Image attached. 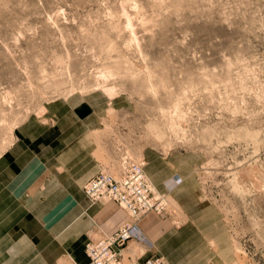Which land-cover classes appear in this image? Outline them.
<instances>
[{"label": "rangeland", "instance_id": "374dc122", "mask_svg": "<svg viewBox=\"0 0 264 264\" xmlns=\"http://www.w3.org/2000/svg\"><path fill=\"white\" fill-rule=\"evenodd\" d=\"M57 103L191 226L170 264H264V0H0V158Z\"/></svg>", "mask_w": 264, "mask_h": 264}, {"label": "crops", "instance_id": "0c3cea01", "mask_svg": "<svg viewBox=\"0 0 264 264\" xmlns=\"http://www.w3.org/2000/svg\"><path fill=\"white\" fill-rule=\"evenodd\" d=\"M81 105L57 103L51 109L56 127L31 122L0 158V264H84L91 233L112 236L134 222L146 244L131 240L123 263L145 264L155 255L171 258L179 237L191 230L155 211L135 221L116 203L92 202L84 194L109 154L99 113ZM181 181L173 175L158 185L176 191Z\"/></svg>", "mask_w": 264, "mask_h": 264}, {"label": "built area", "instance_id": "2783aa9c", "mask_svg": "<svg viewBox=\"0 0 264 264\" xmlns=\"http://www.w3.org/2000/svg\"><path fill=\"white\" fill-rule=\"evenodd\" d=\"M119 167L116 173L101 172L91 179L83 187L85 195L92 202L110 201L126 207L136 220L150 211L164 210L160 198L155 196L147 182L144 163L121 157ZM134 239L143 243L147 240L141 234L137 222L126 224L111 237L91 236L85 245L87 264H122V252ZM145 264L168 262L163 256L155 255L147 258Z\"/></svg>", "mask_w": 264, "mask_h": 264}, {"label": "bare ground", "instance_id": "6f19581e", "mask_svg": "<svg viewBox=\"0 0 264 264\" xmlns=\"http://www.w3.org/2000/svg\"><path fill=\"white\" fill-rule=\"evenodd\" d=\"M123 158H125V157H123ZM128 158H129V157H128ZM141 163H142V162H141ZM101 172H105V171H101ZM101 172H100V173H101ZM144 172H145V170H144ZM106 173H108V172H106ZM98 174H99V173H98ZM98 174H97V175H98ZM97 175H96V176H97ZM145 176H146V179H147V182H148L149 186L151 187V189H153V191H154V193H155V196H156V197L158 196L157 198L161 197L159 194H157L156 188H154L152 182L150 181V179L148 178V176L146 175V173H145ZM84 194H85V193H84ZM106 202H110V201H106ZM161 203H162V202H161ZM117 205H118V204H117ZM120 207H121V206H120ZM122 208H123L125 211H127V212L131 215L132 218L134 217V215H133V214H132V213H131L126 207H122ZM125 208H126V209H125ZM150 212H151V211H150ZM155 212H157V211H155ZM148 213H149V212H148ZM158 213H163V212L161 211V212H158ZM146 214H147V213H146ZM146 214H145V215H146ZM145 215H143V216H145ZM143 216H142V217H143ZM142 217H140L139 219H141ZM133 219H134V218H133ZM139 219H138V220H139ZM138 220L135 219V221H138ZM124 226H125V225H123L122 227H120V228L118 229V231H119L120 229H122ZM118 231H117V232H118ZM117 232H116V233H117ZM116 233H115V234H116ZM115 234H113V235H115ZM113 235H112V236H113ZM93 236H104V237H107V236H108V237H111V236H109V235L103 233L102 231H96V233H95ZM164 258H165V257H164ZM165 259H166V258H165ZM166 260H167V259H166ZM167 262H168V264H170L168 260H167Z\"/></svg>", "mask_w": 264, "mask_h": 264}]
</instances>
